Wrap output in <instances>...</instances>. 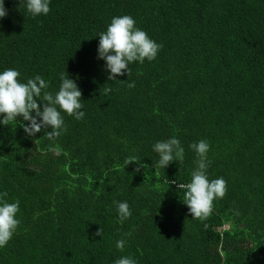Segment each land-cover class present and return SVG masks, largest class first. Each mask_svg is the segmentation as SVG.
Returning <instances> with one entry per match:
<instances>
[{
  "label": "trees",
  "instance_id": "16d2710c",
  "mask_svg": "<svg viewBox=\"0 0 264 264\" xmlns=\"http://www.w3.org/2000/svg\"><path fill=\"white\" fill-rule=\"evenodd\" d=\"M4 3L0 71L40 75L53 94L64 72L99 97L82 102L81 120L62 113L54 142L28 136L22 117L0 125V192L20 202L0 264H264V0H51L36 18ZM123 15L162 47L108 80L97 35ZM173 136L183 161L156 168L152 145ZM198 140L209 178L227 182L203 222L180 187ZM114 200L130 206L123 223Z\"/></svg>",
  "mask_w": 264,
  "mask_h": 264
},
{
  "label": "clouds",
  "instance_id": "9594fccd",
  "mask_svg": "<svg viewBox=\"0 0 264 264\" xmlns=\"http://www.w3.org/2000/svg\"><path fill=\"white\" fill-rule=\"evenodd\" d=\"M20 7L32 18L47 16L50 12L51 0H19ZM8 15L4 0H0V20ZM97 58L103 60L104 68L108 72V80H115L118 76L128 75L129 67L133 63L143 64L145 60L152 62L156 59L162 47L148 34L136 27L134 18L129 15L114 16L108 24L106 31L97 35ZM20 73L16 69L0 71V125H8L9 122L18 118L24 121L20 126L30 136H36L44 130V135L49 141L54 142L64 131L65 122L62 116L66 114L75 120L84 118L83 103L95 96L94 91L84 92L78 87L75 80L61 72L59 74V88L53 94L48 91L49 82L40 75L21 82L18 78ZM134 82L128 87H134ZM109 91V89H105ZM83 102V103H82ZM27 122V123H25ZM50 129V130H49ZM197 159L195 167L190 171V180L186 185L183 202L187 205L192 219L205 221L213 211L215 200L222 199L227 191V182L223 177L210 179L208 168L210 162L207 154L210 145L205 140H198L189 145ZM152 150L158 154L156 168H166L173 161H183L184 148L175 136L152 145ZM137 161L130 157L127 164ZM139 171V168L137 169ZM7 193L0 192V248L5 247L16 232L20 220L17 218L20 202H8ZM119 222L123 223L131 215L127 201H113ZM229 226L225 228L228 229ZM101 236V231L95 233ZM127 241H116V248L124 250ZM114 264H137L131 256H122Z\"/></svg>",
  "mask_w": 264,
  "mask_h": 264
}]
</instances>
